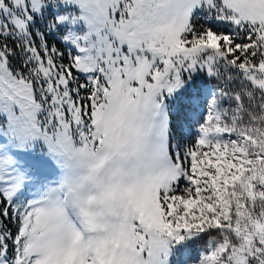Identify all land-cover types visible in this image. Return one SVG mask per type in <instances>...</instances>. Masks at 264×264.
<instances>
[{
  "label": "snow or ice",
  "instance_id": "snow-or-ice-1",
  "mask_svg": "<svg viewBox=\"0 0 264 264\" xmlns=\"http://www.w3.org/2000/svg\"><path fill=\"white\" fill-rule=\"evenodd\" d=\"M0 264H264V0H0Z\"/></svg>",
  "mask_w": 264,
  "mask_h": 264
},
{
  "label": "rangeland",
  "instance_id": "rangeland-1",
  "mask_svg": "<svg viewBox=\"0 0 264 264\" xmlns=\"http://www.w3.org/2000/svg\"><path fill=\"white\" fill-rule=\"evenodd\" d=\"M196 253L194 252L193 255H195Z\"/></svg>",
  "mask_w": 264,
  "mask_h": 264
}]
</instances>
